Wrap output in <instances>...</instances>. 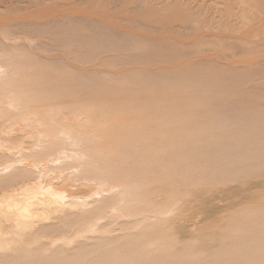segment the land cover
<instances>
[{
  "label": "bare ground",
  "instance_id": "obj_1",
  "mask_svg": "<svg viewBox=\"0 0 264 264\" xmlns=\"http://www.w3.org/2000/svg\"><path fill=\"white\" fill-rule=\"evenodd\" d=\"M9 1L0 142L28 134L33 144L0 151V186L21 184L13 214L53 215H36L37 229L22 223L30 243L2 251L0 264H264V62L184 60L176 41L147 43L97 9ZM153 53L168 60L151 66ZM60 158L78 174L71 194L33 170ZM59 233L83 234L33 243Z\"/></svg>",
  "mask_w": 264,
  "mask_h": 264
},
{
  "label": "rangeland",
  "instance_id": "obj_2",
  "mask_svg": "<svg viewBox=\"0 0 264 264\" xmlns=\"http://www.w3.org/2000/svg\"><path fill=\"white\" fill-rule=\"evenodd\" d=\"M21 1H25V0H21ZM47 1L50 3L53 0H47ZM86 1L87 0H54L53 2L63 3L64 5L66 4L69 8L73 6V4L80 6L83 5L84 7L82 6V9H84L85 11L86 10L90 11L91 9L90 12L92 13L98 10L97 14L106 15L107 19L110 18L109 20L113 18L112 21H114V23L120 22L119 23L120 25L123 24L124 26H128L129 29L134 30L136 34L139 32L142 35V37H144L143 38L144 40L145 38L147 39V37L150 34L148 38L150 42H154V41L157 42V40L155 39L158 38H159L158 41L161 40L168 41L169 39L174 40L171 42L176 41L175 44L177 46H180L181 44V51H183V49L186 50L185 55L184 53L181 55L182 57L185 56L183 57L184 60L188 58L191 59L193 58L194 60H198L199 58L201 59L205 58L207 61H211V62H218V63L231 62L234 64H239V63L243 64L244 61L245 62L250 61L251 63L258 61L259 62L262 61V63L264 62V0H95V2L94 0H89L88 1L89 3ZM9 2L10 1L7 0L5 4L2 3V6H0L1 7L0 10L1 9L4 10L5 7H7V4L10 5L11 2L10 4ZM17 2L19 3L18 0H14L15 4ZM81 2H83L84 4L88 3L89 6L88 5L85 6ZM91 2L94 5L90 4ZM3 5H5V7ZM124 6L125 9L126 8L128 9L125 10ZM109 9L113 11L111 12L109 11ZM127 12L129 15L127 14ZM106 13H108V15ZM124 13H126L125 15H127V17L124 16ZM118 18L119 19L121 18L124 21L121 19L119 20ZM125 20L128 23L130 22L131 23L128 24L127 22H125ZM130 26L133 27V29L130 28ZM136 27L139 28L138 29L139 31L136 30L137 29ZM141 29L145 34L144 33L142 34ZM185 33H187L188 35ZM184 34L186 35V37ZM183 36L185 38H183ZM150 37L153 39L155 38L154 41L151 40ZM162 37L166 39H163ZM148 39L145 41L147 42ZM187 39L189 42L187 41ZM191 40L192 41L197 40V41L192 42ZM149 41L147 43H150ZM246 45H250V46H246ZM245 47L246 48L248 47L247 50ZM153 54L151 57L152 61L149 60L148 62L151 64V66H153V62H154L155 63L154 65L156 66V62H158L162 57L164 58L165 56L160 57V55L158 54H154L153 56ZM155 55H157L156 58H154ZM181 56L179 57L177 56V59H182ZM165 59L168 60V57L164 58V60ZM164 60H162L163 64L165 62ZM126 62L125 63L121 62L118 63L117 65L102 64L101 67L112 70L113 69L119 70L122 69L123 67H128V66L130 67L132 65L131 63H130L131 65L128 64V61ZM81 63L85 66L94 65L95 63H98V60H94V61L84 60ZM2 109L4 108L0 106V117L3 114L1 111ZM80 110L83 111V113L80 114L82 116L81 118H85L91 114V112H89L91 110L90 108L87 109L82 108ZM6 111L9 113L14 112V110L11 107H9V109H7ZM13 127L17 128V126H13ZM7 130L11 131L9 129ZM11 132L13 133L14 131ZM83 132L84 130L82 129H77L76 131V133H83ZM31 144H33V138L28 134H23L20 139L13 140L11 142L9 141L0 142V151L14 152V151H18L20 148L28 147ZM62 160H64V158H60V162H58L59 159L57 161L56 160L53 161L50 159L47 162L44 161L43 163L45 164L41 162V164H39L38 166H34V165L32 166L36 167L33 169L34 171H38L40 169L43 171L45 170L44 172L46 174V178L48 177L47 173L50 172L49 173L50 177H48L47 180L49 182L56 183L58 187H62L63 183H69V185L67 186L69 192L67 189L65 190H67V193L71 194L72 193L71 190L75 188V185L73 184V180H74L73 178H77L78 174L77 173L74 174L75 171H72L74 175L71 173V170L74 169L72 167L71 168L68 167V169L70 168V170H68L66 167V170L68 171L64 170L65 172H63V169L65 168L67 162V158L64 161ZM24 162H27L26 164L30 166L28 164L29 161L24 160ZM55 162L57 164H54ZM26 164H24L23 166L28 167ZM61 165H63L64 167L63 166L61 167ZM56 173H58L59 175L58 174L55 175ZM64 175H66V177H64ZM62 176L64 179L60 178ZM81 183H83L82 186L93 185L92 182L89 183L84 181ZM18 185L21 184L10 183L9 185L4 184L0 186V253L6 249H10L15 246L23 245V244L27 245L30 243L22 240V238L24 237L20 235V232L21 231L23 232L25 230V227L22 223L34 221L33 223L35 224L34 228L37 229L41 221H37V218L35 217L36 215L39 216L40 214L39 218H44L49 215H53V213H51L52 211L51 212L49 210L46 211L47 209H43L44 211H41L42 209L36 211L37 210L36 209L34 213V217H29V216L21 217L19 215L13 214L10 207L13 204V202L11 201V196L14 195V189H17ZM220 212L226 213L225 210ZM82 234H80L75 239H73V237L66 239L64 233H59L58 235H54L53 237L40 234L38 237H36L37 240L34 241L33 243H36V245H40L42 243H49L52 240H57L58 243L63 242L65 240H67V242H74L79 237H81Z\"/></svg>",
  "mask_w": 264,
  "mask_h": 264
}]
</instances>
